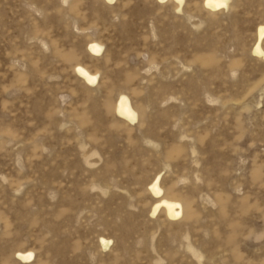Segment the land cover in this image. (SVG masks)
Here are the masks:
<instances>
[{
	"label": "rangeland",
	"instance_id": "374dc122",
	"mask_svg": "<svg viewBox=\"0 0 264 264\" xmlns=\"http://www.w3.org/2000/svg\"><path fill=\"white\" fill-rule=\"evenodd\" d=\"M176 7L0 0V264H264V0Z\"/></svg>",
	"mask_w": 264,
	"mask_h": 264
},
{
	"label": "bare ground",
	"instance_id": "6f19581e",
	"mask_svg": "<svg viewBox=\"0 0 264 264\" xmlns=\"http://www.w3.org/2000/svg\"><path fill=\"white\" fill-rule=\"evenodd\" d=\"M109 2H113L115 0H107ZM162 2L166 0H160ZM177 3L176 10L181 11L182 4L184 0H173ZM230 0H203V4L205 7L218 11L221 9H228ZM264 39V25H261L257 29V37L253 46V53L262 55L264 54V49L262 48V40ZM88 49L91 53L95 55H99L103 51V46L97 42H91L88 45ZM76 74L80 77L85 83L88 85H95L98 80V75L89 71L86 67L82 65L76 66ZM119 117L134 122L137 119V112L134 109L131 99L126 94H120L115 108ZM160 175H157L153 181L150 183L149 188L153 192L155 198H157L156 203L152 208V214H156L161 209H163L169 219H177L181 215V204L178 201L166 198L163 196V189L161 188ZM110 243V240L102 238V245L107 247ZM18 257L26 262H29L33 258V252H18L16 253Z\"/></svg>",
	"mask_w": 264,
	"mask_h": 264
}]
</instances>
